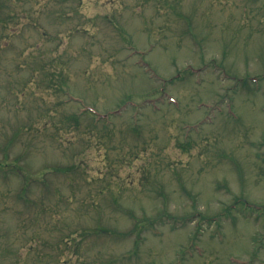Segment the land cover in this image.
I'll list each match as a JSON object with an SVG mask.
<instances>
[{"label": "rangeland", "instance_id": "1", "mask_svg": "<svg viewBox=\"0 0 264 264\" xmlns=\"http://www.w3.org/2000/svg\"><path fill=\"white\" fill-rule=\"evenodd\" d=\"M4 161L0 264H264V0H0Z\"/></svg>", "mask_w": 264, "mask_h": 264}, {"label": "trees", "instance_id": "2", "mask_svg": "<svg viewBox=\"0 0 264 264\" xmlns=\"http://www.w3.org/2000/svg\"><path fill=\"white\" fill-rule=\"evenodd\" d=\"M85 114L87 115V117L89 118H91L92 119V125L94 126V127H92V128H96V127H98V118H96V116L93 114V113H91L90 111H88V110H85V111H83V112H80V113H77V115H75V121L76 122H78L79 123V121L81 120V117H85ZM76 168V167H75ZM5 169V170H4ZM68 168H58L57 169V171L58 170H67ZM0 170H2V171H4V172H8V170L9 171H14L13 173H17V174H19V173H21V170H22V167L20 166V164L18 163V162H14V163H11L10 161H4V162H1L0 163ZM7 170V171H6ZM69 170V169H68ZM71 170V169H70ZM60 172H64V171H60ZM24 173V172H23ZM32 174V175H31ZM30 175L29 174H27V175H29V176H27V175H25L24 174V177H26V180H30V178H32V177H34V175L35 174H33V173H31ZM23 177V178H24ZM24 184H26L27 183V181H24L23 182ZM27 185V184H26ZM27 187L28 186H25V187H23L22 188V192L20 193L21 195H23L22 193H25V192H27ZM137 228H140V227H138L137 226ZM136 228V229H137ZM103 231H105L106 232V229H104ZM95 232H97V234H99L100 233V231H98V230H96ZM114 235H116V236H118V234L116 233V234H114ZM120 235H122V236H126V234H124V233H120ZM122 236H120V237H122ZM135 254V250H133V251H131V253H130V255H129V257H131L132 255H134Z\"/></svg>", "mask_w": 264, "mask_h": 264}]
</instances>
